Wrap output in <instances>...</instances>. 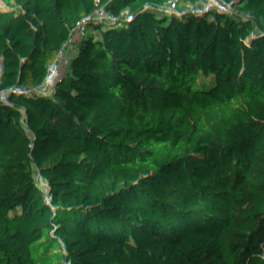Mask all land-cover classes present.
<instances>
[{"label": "trees", "instance_id": "16d2710c", "mask_svg": "<svg viewBox=\"0 0 264 264\" xmlns=\"http://www.w3.org/2000/svg\"><path fill=\"white\" fill-rule=\"evenodd\" d=\"M56 136L91 149L41 168L0 264H264V0H0V212Z\"/></svg>", "mask_w": 264, "mask_h": 264}, {"label": "built area", "instance_id": "2783aa9c", "mask_svg": "<svg viewBox=\"0 0 264 264\" xmlns=\"http://www.w3.org/2000/svg\"><path fill=\"white\" fill-rule=\"evenodd\" d=\"M103 80L106 85L110 86L106 76L103 77ZM102 87L101 85L100 89H102ZM115 94L120 96L118 92H115ZM88 99L84 111H86L92 103V101ZM194 125L195 128L191 131L169 124L165 127L156 129L154 132L142 131L139 126H135L116 136L104 134V138L114 140L117 145H141L144 142H149L153 145H161L172 141L194 144L197 142L196 134L198 133L199 122L196 121ZM85 143L86 142H81L77 145L67 140L64 136H56L50 142L44 144L30 159L28 166L20 173L15 190L9 195L6 206L0 212V227L10 224L16 211L25 205L29 191L36 182L37 174L43 166L47 164L56 166L55 160L57 161L58 157L80 156L84 154V152L91 149V145ZM170 148L172 149V147ZM35 169L37 171H35ZM35 172L37 174H35ZM30 176H36V178H34L32 182H29L31 181L28 180Z\"/></svg>", "mask_w": 264, "mask_h": 264}, {"label": "rangeland", "instance_id": "374dc122", "mask_svg": "<svg viewBox=\"0 0 264 264\" xmlns=\"http://www.w3.org/2000/svg\"><path fill=\"white\" fill-rule=\"evenodd\" d=\"M201 56V48L197 46L196 57L201 58ZM61 69L63 79L70 94V102L75 103L83 112L88 103V82L91 75L77 64L62 65ZM55 164L59 166V161L55 160ZM34 178H36V176Z\"/></svg>", "mask_w": 264, "mask_h": 264}, {"label": "crops", "instance_id": "0c3cea01", "mask_svg": "<svg viewBox=\"0 0 264 264\" xmlns=\"http://www.w3.org/2000/svg\"><path fill=\"white\" fill-rule=\"evenodd\" d=\"M69 65V64H74V63H70V62H68L67 60H65V59H61L60 60V69H59V72H60V75H61V77L63 78V75H62V65ZM76 65V64H75ZM67 86V85H66ZM73 103V102H72ZM73 104H75V103H73ZM76 105V104H75ZM77 106V105H76ZM78 107V106H77ZM79 108V107H78ZM35 171H37L36 169H35ZM35 174H37L36 172H35ZM34 177L33 176H30L29 177V179L28 180H31V181H29V182H32V180H34L33 179Z\"/></svg>", "mask_w": 264, "mask_h": 264}]
</instances>
